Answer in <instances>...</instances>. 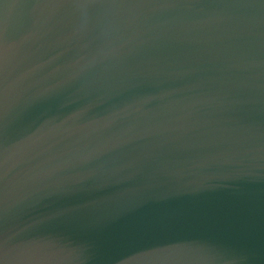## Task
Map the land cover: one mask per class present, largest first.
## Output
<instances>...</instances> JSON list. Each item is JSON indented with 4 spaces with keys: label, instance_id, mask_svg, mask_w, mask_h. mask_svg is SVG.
Here are the masks:
<instances>
[{
    "label": "water",
    "instance_id": "1",
    "mask_svg": "<svg viewBox=\"0 0 264 264\" xmlns=\"http://www.w3.org/2000/svg\"><path fill=\"white\" fill-rule=\"evenodd\" d=\"M0 264H264V0H0Z\"/></svg>",
    "mask_w": 264,
    "mask_h": 264
}]
</instances>
